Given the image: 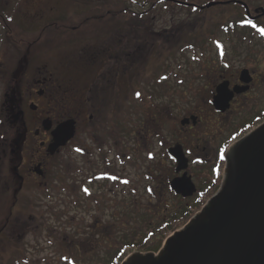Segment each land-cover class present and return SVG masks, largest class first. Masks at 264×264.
<instances>
[{
  "label": "rangeland",
  "instance_id": "rangeland-1",
  "mask_svg": "<svg viewBox=\"0 0 264 264\" xmlns=\"http://www.w3.org/2000/svg\"><path fill=\"white\" fill-rule=\"evenodd\" d=\"M114 1L115 3L113 0H92L101 11L99 16H105L99 17L100 23L110 22L106 12L112 7L116 8L117 0ZM126 1L127 6L137 14L148 8L143 7L141 10L138 7V3L142 0ZM189 1L201 8L191 11L187 9L190 7H173L160 0L152 7L149 21L131 24L133 32L131 40L136 43L132 48L142 50L136 51L138 54L133 55L131 69L128 71L131 82V104L127 111V122L131 131L126 136V143L129 146L126 157L122 156L124 136L120 137L121 152L114 155L117 148L102 149L108 155L104 159L101 158L99 164L95 158L98 156L97 146H91L89 142L85 143L94 152L93 158L89 159L93 160L94 168H89L88 173L90 175L97 173V176L106 174L105 179L100 178L90 186L88 192H85L84 189L87 188L81 187L79 182L86 174H81L82 170H85L86 161L77 154L78 143H74L71 155L61 158L64 160L65 172L57 171L55 182L51 183L48 192L34 187L29 194L20 195L21 205L15 207L16 211L13 207L6 208V202L3 203V207L0 203V232L4 234L0 236V264H9L11 258L19 262L18 264H66L65 260L71 257L77 259V263L96 264L90 260V255L85 257L82 251L78 252L70 248L67 243H71L72 239H78L81 234L85 237L91 236L89 227L93 225L95 219L102 220L99 226L114 222L111 215L120 218L129 228L135 224H138L139 228L147 227L148 224L153 226L159 224V218L151 217L148 218L147 223H139L141 219L137 223L133 222L131 219L133 212L130 209L133 200L139 208V214L143 209L148 211V215L155 211L162 212L158 217L163 216L164 222L169 221L172 227L175 223L174 230L171 229L167 237L184 227L201 209L202 206L197 204V201L186 199L183 205L187 215L185 216L184 213L176 217V210L180 205L172 196L169 183L180 174H175V164L166 151L175 144L183 145L185 156L190 161L188 170L190 173L191 168H195L191 166L194 162L192 159L195 145H199V151L202 145L208 146L209 150L214 147L218 150V158L221 150L225 154L235 141L248 132L244 133V129L250 128V125L257 126L264 121L257 122L258 117L255 116L257 114L255 112V115H252L254 120L248 123L249 120L242 115L243 111L240 107L235 106L234 116H237V113L240 115L234 121V128H231L233 133L227 132L226 118L217 115L214 108L209 105L214 88L224 79L228 80L229 77L238 75L243 68L258 74V84L264 82V35L260 31L264 29V15H261L262 11H258L259 8L264 9V0ZM212 1H228V3L205 7ZM230 1H242L248 4L250 15L261 18L257 23L237 26L235 22L240 21L246 11L243 8L238 9L236 3ZM75 2L76 0H19L10 12L13 26H8L0 20V56L9 61V57L14 53L11 50L10 39L35 38L37 34L34 32L37 28H33L37 25L61 22L81 24L86 17L93 16L92 11L81 9L78 7L81 4ZM120 2L123 4L125 0ZM104 7L108 9H103ZM39 8L41 11L38 12ZM110 15L120 18L116 10L110 11ZM98 22L95 20L91 23L99 24ZM14 24L32 30L22 32L15 28ZM45 47L46 44L42 45L41 49ZM51 49L50 60L53 64L63 63L68 72L73 74L79 70L76 62L72 60L73 47H68L67 57L60 47L53 45ZM15 57L13 55L10 60H14ZM75 80L76 78L73 79ZM258 84L250 92L251 97L257 98L264 92V88L258 89ZM136 92L150 95V100L145 102V106L139 102L141 95L137 98ZM261 108L264 106L256 109L259 111ZM153 112L156 113L159 123H156L154 117H150ZM104 114L109 113L105 110ZM196 115L200 117V121L198 122L197 118V123L192 128L193 124H188L186 127L180 124L181 119ZM235 128L237 131L234 130ZM215 134L219 137L216 140L213 139ZM78 140H80L79 136ZM61 159H59L60 163ZM102 160L106 163H102ZM199 162L203 163L200 160ZM110 166L114 169L106 168ZM113 187L119 192L126 191L130 194V201L122 197L113 200L108 192H104ZM217 189L210 193L214 194ZM95 191H100L98 193L101 197L98 200L93 199ZM26 197L29 202L25 201L26 205H24L21 198ZM122 204L125 205V209L118 210L116 207ZM165 204H168V207H165ZM108 206L114 211L113 213H108ZM49 207L50 209L47 210ZM51 213L55 215L62 213L64 216L61 220L55 221ZM137 234L139 241L142 233L139 230ZM124 249L126 252L122 261L132 253L138 252L137 245L125 246Z\"/></svg>",
  "mask_w": 264,
  "mask_h": 264
},
{
  "label": "flooded vegetation",
  "instance_id": "flooded-vegetation-1",
  "mask_svg": "<svg viewBox=\"0 0 264 264\" xmlns=\"http://www.w3.org/2000/svg\"><path fill=\"white\" fill-rule=\"evenodd\" d=\"M89 1L76 0L75 2L81 4L78 6L81 9H87L93 13V16L85 18L84 23L61 22L37 25L33 28H37V31L34 32L37 34L35 38L10 39L11 50L14 52L12 54L16 56L14 60H10L13 55L9 57V61H6L2 55L0 56L1 207L6 202V208L13 207L15 209L21 205L20 195L29 194L34 187L48 192L51 183L55 182L57 171L65 172L64 160L61 158L71 155L74 143H78V148L81 150L77 151V154L86 161L84 162V164L86 163L85 170H82L81 173L86 174L81 177L82 182L80 181L79 184L87 189H90V186L98 180L96 179L97 173L91 172V175L88 173L89 168H94L93 160H89L93 158L94 152L85 143L89 142L91 146H97L98 156L95 157L98 160L97 164L101 158L104 159L108 155L102 149L117 148V151H113L114 155L121 152V136H124L125 139L122 156L126 157L129 150L126 136L131 131L127 122V111L131 104V82L128 71L131 69L133 60L131 23L116 22L118 17L110 15V11L114 12L115 7L106 12L110 22L100 23L99 17L105 16H99L101 11L97 4L92 0ZM126 2L125 0L124 4ZM165 2L176 4L173 0ZM113 3H115L114 0ZM191 4L184 6L196 7L194 3ZM259 9V12L264 10L263 8ZM39 11H41L40 8ZM122 11H131L127 3ZM259 18L261 17L256 20ZM95 20H98L99 24L91 23H94ZM14 27L22 32L32 30L19 24H14ZM44 44L46 47L41 49ZM53 45L60 47L66 57L68 47L74 48L72 60L76 62L79 69L76 73H69L63 63L56 65L51 62L50 52H52ZM249 71L252 77L249 89L244 93L235 94L227 111L221 113L213 109L217 115L226 118L227 132L233 133L231 128H234V121L240 115L237 113V116H234L235 106L240 107L243 111L242 115H245V119L249 120L248 123L254 120L252 115H255V112L257 113L255 116L258 117L256 118L257 122L264 120V108L259 111L256 109L259 106H264V92L257 98L250 96V92L258 84V74ZM74 78H76L75 81H73ZM227 81L230 89L236 85H243L239 74L229 77ZM258 85V89L264 88V82H259ZM214 94L215 88L211 99ZM209 105L213 107L211 100ZM105 110L109 114L105 115ZM196 117L199 122L200 117L197 115ZM68 121L73 124V137L65 144L57 145L54 132L57 127ZM193 126L191 125V128ZM255 126L250 125V128L244 129V133ZM234 130L237 131L236 128ZM78 136L80 140H78ZM218 138V134L213 137L215 140ZM194 148L192 159L194 162L191 163V166L195 168H191L189 173L190 164L188 163L187 174L191 177L196 191L187 198L173 192L172 194L183 200H195L197 204L203 206L213 194L210 192L215 191L221 183L225 159H221V153L218 154L219 159L217 158L218 150H215L214 147L209 150L208 146L202 145L200 151L198 150L199 145H195ZM223 155L225 157V154ZM59 159H61V163ZM199 160L203 163H200ZM103 162L106 163L105 160H102ZM106 168H113V166ZM175 174L181 175L182 173ZM98 192L95 191L93 199H100L101 196ZM104 192H108L113 200H116V197L118 199L122 197V199L130 201V194L126 191L119 192L115 187ZM21 200L23 203L29 202L27 197L21 198ZM1 233L0 236H4Z\"/></svg>",
  "mask_w": 264,
  "mask_h": 264
},
{
  "label": "water",
  "instance_id": "water-1",
  "mask_svg": "<svg viewBox=\"0 0 264 264\" xmlns=\"http://www.w3.org/2000/svg\"><path fill=\"white\" fill-rule=\"evenodd\" d=\"M225 3L210 2L205 7ZM235 3L244 7L249 18L259 17H252L244 2ZM239 79L243 85L232 89L227 80L215 87L211 99L215 111H227L234 95L249 89L248 69L240 70ZM196 121V116H190L180 124ZM73 134L72 122L63 123L54 132L56 144H65ZM167 154L175 163V173H182L170 181V190L183 198L192 196L196 187L187 174L189 160L182 145L170 146ZM120 264H264V122L227 149L217 191L184 227L170 234L157 253L135 252Z\"/></svg>",
  "mask_w": 264,
  "mask_h": 264
},
{
  "label": "trees",
  "instance_id": "trees-1",
  "mask_svg": "<svg viewBox=\"0 0 264 264\" xmlns=\"http://www.w3.org/2000/svg\"><path fill=\"white\" fill-rule=\"evenodd\" d=\"M19 0H0V20L3 21L4 23H6V25L8 26H13V22H12V18L10 17V12H12V7H14V5L18 4ZM160 0H142L138 3V7L141 8V10H143V7H148L145 11H141L140 13H136L135 11H132L131 7V11H122V9L124 8L125 4L123 5L122 2H120V0H117V5L115 10L117 12H119L120 18H116V22L118 23H125V22H129L131 24L134 23H141V22H146L149 21V16L152 13V7L154 5H157L159 3ZM164 1V0H163ZM181 2H190L189 0H179ZM213 2V1H212ZM231 3H235V2H231ZM170 4V3H168ZM195 4V3H194ZM173 7H179V8H186L187 6H184L183 4L177 3V4H170ZM196 7L193 8V6H191L190 9L191 11L194 9H200L197 4H195ZM236 5L238 6V9L243 8L241 5H238L236 3ZM248 5V4H247ZM249 6V5H248ZM105 9H108V7H104ZM244 9V8H243ZM101 13V12H100ZM117 17V16H116ZM249 21H251V23H249ZM258 20H252L250 19L246 14L242 17V19L238 22H235L237 26L241 25H245L248 26L250 24H254L257 23ZM245 26H243L245 28ZM249 28V27H247ZM239 31V29H238ZM147 44V43H146ZM136 45V43L132 42V47ZM133 51V55L138 54V52L136 53V51L139 50H135L132 48ZM140 52V51H139ZM141 98L139 97V102L142 104V106H145V102L149 101V97L150 95L145 94L144 92H141ZM138 98V97H137ZM150 117H154L156 123H159V119L157 118V115L155 112L151 113ZM165 154V152H164ZM166 156V155H165ZM169 159V158H168ZM98 178H96L97 180H99L100 178H106V174L101 175V176H97ZM170 192V191H169ZM176 200H177V204L180 205L178 206L179 208H177L176 212L177 215L176 217H180V214L183 215L186 211L185 206L183 205V199L180 197H177L175 195H172ZM104 205V204H103ZM165 207H168V204H165ZM118 210H123L125 209V205L122 204L118 205L116 207ZM142 208V207H141ZM133 212L132 214V220L133 222H136L141 219L139 221V223H147L146 221H149L148 218H155L160 220L159 224H157L156 226L150 225V224H146L147 227L144 228H139L138 224H135L133 227L131 226L130 228L127 226V224H125L123 221H121L120 218L116 217L115 215H111L112 218L114 219V222L111 223H105V225H100V219H95L92 222V226L89 227V229L91 230V236L85 237L84 235H78L79 236V240L78 239H72L70 240L71 243H67L68 246L71 248H74L76 250L82 251L83 254H85L84 256L87 257V255H90V260L93 262H96V264H120L121 263V259L124 257L125 255V246H136L137 245V249L138 252H142V253H146V252H156L163 244L164 240L167 237V233L169 231H171V229L174 230L173 227H175L176 225L173 224V227L171 226V224L168 222H164L165 218L162 217H158L160 214H162V212L157 213V211H155L153 214L148 215L147 214V210L143 209L140 214L138 211V207L135 203V201L133 200L132 202V208H130ZM165 209V208H164ZM61 212V211H59ZM114 211L111 210V207L108 206V213H113ZM165 213L167 212V208L164 211ZM124 213V212H123ZM52 214V217L54 216V220L55 221H59L61 220V218H63L64 215H62V213H58L57 215ZM125 214V213H124ZM154 215V216H152ZM185 216L187 215V213L184 214ZM172 216V215H171ZM161 218V219H160ZM181 221V220H179ZM157 222V221H156ZM164 222V223H161ZM173 222H175V220H173ZM113 223V224H112ZM136 226V227H135ZM98 227H101L98 229ZM111 228L113 230H111ZM97 229V230H96ZM96 230V231H95ZM110 230L112 232H110ZM141 231L142 235L140 234V239L138 241L137 238V233L138 231ZM99 235V236H98ZM66 237V236H65ZM60 239V238H59ZM66 239V238H64ZM63 239V240H64ZM65 244V242L63 243ZM19 255V253H18ZM76 260V261H75ZM74 258H69V260H65L66 264H81V262L77 263V259ZM98 260V261H97ZM19 262L15 261L13 258H11L9 264H18Z\"/></svg>",
  "mask_w": 264,
  "mask_h": 264
},
{
  "label": "snow or ice",
  "instance_id": "snow-or-ice-1",
  "mask_svg": "<svg viewBox=\"0 0 264 264\" xmlns=\"http://www.w3.org/2000/svg\"><path fill=\"white\" fill-rule=\"evenodd\" d=\"M249 23H251V21H249ZM260 31H261V34L264 35V29H261ZM135 95L137 97H139L141 95V93L140 92H136ZM77 151H81V150L77 149ZM149 155H151V153ZM221 159H223V150H221ZM125 182H127V181H125ZM84 191L88 192V189H84Z\"/></svg>",
  "mask_w": 264,
  "mask_h": 264
},
{
  "label": "bare ground",
  "instance_id": "bare-ground-1",
  "mask_svg": "<svg viewBox=\"0 0 264 264\" xmlns=\"http://www.w3.org/2000/svg\"><path fill=\"white\" fill-rule=\"evenodd\" d=\"M231 147V146H230Z\"/></svg>",
  "mask_w": 264,
  "mask_h": 264
}]
</instances>
